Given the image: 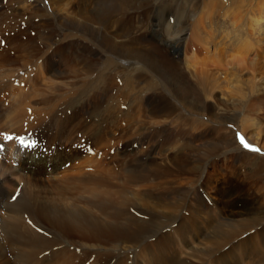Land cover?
Returning <instances> with one entry per match:
<instances>
[{
    "label": "rangeland",
    "instance_id": "374dc122",
    "mask_svg": "<svg viewBox=\"0 0 264 264\" xmlns=\"http://www.w3.org/2000/svg\"><path fill=\"white\" fill-rule=\"evenodd\" d=\"M251 1L254 6L258 3L257 0H245ZM106 2H112L116 9L107 15L110 20L108 24L94 16V12L100 8H108ZM213 2L217 5V1ZM204 12H208L206 0H0V29L6 30H0V38L4 39L7 46L3 45L4 49L0 51V99L2 98L0 132L9 134L2 138L3 141L8 138L15 144L23 134L21 129H26L30 125L27 130L32 131V124L29 123L31 117L33 118L31 121L36 124H33L32 134L35 133L37 134L35 137L41 138L40 131L36 132L41 127L40 122L46 123L50 115L48 108L51 106L53 108L59 103L53 98L55 96H59V99L63 96L69 97L70 100L76 98L78 101L76 113L81 114L85 109L95 113L94 121L99 122L102 135L96 142L89 144L91 146L86 153L85 139H78L77 153L80 156L76 160L59 161L61 172L58 170L57 174H71L68 171L73 173L72 165L83 163L88 158L92 161L90 170H83V174L105 177L109 181L108 187L112 190H129L126 193L128 197L137 198L135 193L140 192L141 209L134 208L133 201L127 205L132 210L125 207L124 213L129 214L128 216L140 224L152 227V233L157 232L135 246L122 250L89 251L93 256L86 259L83 256H79L78 260H74L75 257H61L58 248L54 247L53 254L46 251V254L38 255L35 260H43L41 257L46 256L47 264H144L147 262L145 256L151 260L158 256L157 261L155 260L157 264L158 258L162 257L167 260L171 258V262H176L173 264H206L204 255L199 253L201 248L196 246L199 240L194 239V235L198 233L206 235L203 237L207 239L212 232L211 227L205 224L204 217L210 218L213 224L218 223L215 226L217 227L228 222L233 215L231 211L236 213L238 210L264 205V196L260 194L257 196L258 193L264 194V180L258 177L264 178V133H261V142L257 144L246 133L248 131L241 130L239 123L240 120H250L258 116L260 127L264 128V114L247 112L244 115V107L239 112L234 102L231 103L233 98L229 100L228 96L222 93L225 92L224 88H220L221 92L218 91L212 96L215 101L210 100V103L212 107L225 108L223 112L225 120L219 117L222 110H214L216 115L212 111L203 114L192 111L185 107L186 101L182 104L176 99L175 95H178L174 90L164 88L162 80L169 70L163 68V71L161 67L153 69L147 63L138 61L140 52H144L151 53L152 57L157 54L155 57L157 60L159 55L163 54L162 56H167V59L175 62L180 69H183L184 59L193 56L200 66L203 62L201 58L206 54L203 52L197 55L190 50L198 44L192 38V34L194 31L198 33L195 22ZM173 27L177 34L171 37L170 31ZM92 29H99L103 38L111 39L112 42L114 39V42L118 41L123 49H128L124 57L118 54V51L113 53L109 50L100 42V35L91 32ZM166 29L168 33H165ZM86 30L88 34L84 32ZM246 58L249 66L244 64L245 67L242 65L239 68L234 63L230 67L227 63H220L218 58L214 66L208 63L207 69L214 72L220 80H227L231 75L226 74L227 69L229 72L237 73L243 80L246 77L253 79V88L264 85V50H255ZM159 71L160 73H157ZM262 89L260 93H264V86ZM251 91L259 94L258 90ZM16 95L18 97H15ZM45 97H49L50 100ZM27 99L29 101H26ZM43 101L52 102L46 105ZM25 114L27 117H24ZM67 114L70 115V112ZM18 115L25 121L14 122L12 119ZM41 117H44L46 122ZM84 120L92 123L86 116ZM8 129L10 130L7 131ZM67 135L75 141L80 132H68ZM238 135L259 151H249L242 147L237 139ZM42 138H44L42 141H37L36 150L41 146L55 148L54 153L45 158L54 161L58 152L67 151L63 146L65 144L63 139L60 142L57 138L53 139L52 135L46 134ZM45 158L34 159L32 155L34 165L28 167L33 177L34 175L36 177V174L43 175L46 167ZM110 175L120 176L114 180ZM125 175L134 177L140 175V181L137 180L135 186L129 185V188ZM35 177V180L38 179ZM257 178L261 183L256 182ZM39 182L41 181L37 182V186L41 185ZM160 196L165 202H176L179 206L178 212L174 211L176 217L166 216L159 211V205H155V198ZM16 199L17 195H14L12 200ZM161 217H164V220ZM165 219L175 222L171 223ZM44 224L40 221L36 225L43 227L46 226ZM259 229L261 230L257 228L249 231L238 240L237 238L231 240L232 242L227 244L228 247H223V252L219 250L212 255V264L223 263L225 259L223 256L228 250L230 254L240 250L244 245L241 238L253 236L255 232L256 235L260 232ZM127 241L123 246L134 244V240ZM59 246L64 254H71L66 251L69 250L67 244L66 250L65 244ZM198 246L202 247L201 244ZM191 251L196 253L195 256ZM229 253L226 257H229ZM3 261H6L5 264H23L22 261H11L8 257L0 260V264H3ZM250 262L252 263L253 259Z\"/></svg>",
    "mask_w": 264,
    "mask_h": 264
},
{
    "label": "bare ground",
    "instance_id": "6f19581e",
    "mask_svg": "<svg viewBox=\"0 0 264 264\" xmlns=\"http://www.w3.org/2000/svg\"><path fill=\"white\" fill-rule=\"evenodd\" d=\"M215 1H217V5L214 4L213 0H206V8L208 9V12H204L203 15L197 18L195 22V28L197 29L198 33L194 31V33L192 34V38L198 44L194 45L190 51H194V53H196L197 55H201L203 52L206 54V56L201 58L203 62L200 64V66H198V63L195 62L196 58H194L193 56H190L188 58L186 57L184 59L185 62L183 65V69H180L177 67L178 65L174 64L175 62L167 59V56H162L163 54H161V56L159 55V60H157L155 58L157 54H154V56L152 57L150 55L151 53L147 54L144 52H140V59H138V61L147 63L148 66H151L153 69L161 67L162 69L165 68L166 70H169L167 76L164 77V80H162L164 88H167V90L169 91L174 90V92L178 95H175L176 99L182 104H184V101H186L185 107L191 109L192 111L200 112L201 114H203L208 113V111L213 112L214 110H217L218 108L212 107L213 105L210 102L215 101L212 96H214L215 93L221 90L220 88H224L226 93L224 91H222V93L228 96L227 99L233 98V101L231 103L234 102L233 104L236 105L237 109L239 108V112L242 110V107H244V115L247 112H257L258 115L264 114V93H260L262 92V87L264 85L259 86L257 88H253V79L246 77L244 78L245 80H243L242 78H240V76H238L237 73L229 72L227 71V69L226 74H228V76L229 74L231 75L227 78V80H220L216 77L214 72L207 69L208 63L214 66L218 58V61L220 63H227L230 67L231 64L234 63L235 65L237 64L238 67H242V65L244 64L249 66L250 63L246 61V57H249V55L252 52L254 53L255 50H264V0H257L258 3L255 6L254 4H252V1L245 2V0ZM105 4L108 6V8H100L99 10L94 12V16L100 18L102 22L108 24L110 23V20L108 19L107 15L111 14L112 11L116 9L112 2H106ZM165 31V33H168L167 29ZM84 32L88 34L87 30ZM91 32L100 35V42L105 44L109 50H111L113 53H116L118 51V54L123 55L124 57L125 52L128 49H123L121 45L118 44V41L114 42L113 39L112 42L111 39L107 40L106 38H103V35L99 31V29H92ZM176 34L177 31L173 27V29L170 31V36L173 37ZM116 46L119 48V50H117L118 48H116ZM160 58H162V60ZM251 65H253V63H251ZM157 73H160V71ZM221 85L223 87H221ZM253 89L258 90L257 93L259 94H255L254 92H252L251 90ZM12 96H14V94ZM15 97L18 96L16 95ZM49 97L51 98V96ZM49 97L45 98L47 100H50L48 99ZM21 98L22 97H20L19 101L22 100ZM77 98L81 99L80 97ZM46 99L44 101H46ZM53 99L55 102L59 103L56 104L53 108H51V105V107L49 106L50 108H48V110H50V115L47 118V122L44 117H41L44 118L43 121L46 123L43 124V122H40L39 120L41 127L39 129L37 128L38 130L36 132L40 131L41 137L44 134L49 136L52 135L53 139L57 138V140H60V142L63 139L65 141V144L63 146H65L64 148H66L67 151L58 152L59 154L56 155V159L54 161L45 158L44 163L46 167H44L43 175L36 174V177H38V175L39 177L35 180V175L33 177V173L31 174L28 167V165H34V162L31 160L32 155L27 154L25 156H21L19 154H14L13 149L16 147V143L12 144L8 140V138L3 141L4 150L0 153V260L2 261L8 257V259H10L11 261H22L23 264H47L48 262L46 256L43 258L41 257V259L43 260L39 261L35 260V257L40 254H46V251L53 254L54 251L52 250V248L54 247L58 248L59 256L61 257H75L74 260H78L80 259L79 256H83V258L86 259L91 255L93 256V253L89 251L93 252V250L95 249H104L106 251H111L115 249L122 250V248H129L132 247V245L135 246L137 243H140V241H142L143 239H146L147 236L148 238H150L157 234V232L155 234L152 233V227L143 225L142 223L140 224L139 221H137L136 219H132L130 216H128L129 214L126 215L124 213V208H127V205L132 203L133 201L134 208H136L137 210L141 209L140 192L135 193L137 198L128 197L126 196V193L129 192V190H112L108 187L109 181L105 177L99 175L83 174V170H90V165L92 161L88 160V158L87 161H84L83 163H80L78 165L72 163L74 164L72 165L73 168L71 170L73 171V173L68 171V173L71 174H57L59 170V161H69L71 159L76 160L77 157L80 156V154L78 156L77 153L78 139H85L84 153H86L88 152V148H90L91 146L89 144H93L94 142H96L101 137L102 131L99 122L94 121L96 116L94 115L95 113H90L89 109H85V111L81 114L76 113L75 107L78 105V101L76 100V98H71L70 100L69 97L67 98V96H63L59 99V96H55V98ZM13 100L14 98L11 99V102ZM26 101H29V99H27ZM44 101L43 103L46 105L47 103L49 104V102H52ZM39 102L40 100L38 101V103ZM29 105L32 104L29 103ZM220 110L222 111L221 114H219V117L225 120L223 114L225 108L218 109V111ZM68 112H70V115L67 114ZM72 114L74 115L71 116ZM214 115L216 114L214 113ZM2 116L4 117V115ZM85 116L88 119L92 120V123L90 121L89 123L85 122ZM24 117H27V115L25 114ZM31 119L33 118L31 117ZM31 119L29 123L32 124L31 126L33 131V124H36L35 122L31 121ZM12 120H15L14 122L16 123H21L25 121V119L23 120V118L19 115L14 117V119ZM239 123L241 130H244L245 132L248 131L246 133L253 139V141H255L257 144L258 142H261V133H264V128L260 127L261 123L259 122L258 116L255 118H250V120H240ZM3 125L6 124L3 123ZM9 126H11V124ZM29 126L27 127L26 125V129H28ZM15 127H17V125ZM261 129L263 130L261 131ZM9 130L10 129H8L7 131ZM21 130L23 131V129ZM21 130H19V132H21ZM68 132H80V136L76 137L75 141H73L69 138V135H67ZM33 135L37 134L33 133ZM62 136L66 137L62 138ZM74 145L75 148L72 147ZM25 151L27 153L30 152L28 149H25ZM14 156H17V159L12 160ZM13 161L16 164L12 165ZM60 172L61 171L59 170V173ZM110 176L113 177V179L115 180L120 175ZM125 176L129 188L130 186H133L137 180L140 181V175H137V177H134L133 175ZM258 177L264 180L263 177ZM38 181H41L39 182L41 183V185L39 184V186L36 185ZM256 182L261 183L258 178ZM17 187H20L19 192H15ZM14 192V195H17V199L15 201H13L11 198ZM259 194L260 196H264L263 193H258L257 196H259ZM163 200L161 199V196L155 198V205H159V211L163 212L166 216H173L174 211L176 212L179 206L176 205L175 201L165 202ZM243 202L245 201L243 200ZM195 209L197 208L195 207ZM195 214L197 215V213ZM231 214L233 215L230 216L231 218L229 220L227 219V223H221L224 225H218L217 227L215 226L218 223L213 224L210 218H207V216L204 217L205 224L211 227L210 229L212 230V232L210 233L207 239H204L206 235L204 236L202 235V233L194 235V239L197 238L199 240L196 246L197 248H201V251H199V253L204 255V257H202L203 259L205 258V263L212 264V255L216 254L215 252L219 250L223 252V249L226 246L228 247L227 244H230L232 242L231 240H233L234 238H237L236 240H238L240 236L248 234L249 231L261 228V230L259 229L260 232H258L256 235L255 232L253 236H248L247 238L244 237L245 239L241 238V242H244V245L242 244L243 247L240 248V250H236L233 254H230V251L226 250L230 255L229 257H226L228 256L227 253L225 256H223L225 257V259L223 263L220 264H264V205L260 204V206H253L252 208H248L247 210H238L236 213H233L231 211ZM161 218L164 220V217ZM147 219L149 220V217H147ZM200 219L198 221H200ZM168 220L169 219H165V221ZM182 220L183 219H181V222ZM40 221L42 223L44 222V225L46 226L41 227V225H36ZM169 222H171V220H169ZM184 222H186V220ZM191 225L190 227L192 228ZM180 227L182 226L180 225ZM184 230H186V228ZM195 232L196 230H194V233ZM181 238L180 240H182ZM127 240H130V242L134 240V244L131 243V245L129 246H123L127 244ZM247 243L250 244L247 245ZM61 244H65L64 250H66V244L68 245L69 250L66 251L71 252L70 255L64 254V251L60 250L59 245ZM200 244L202 247L198 246ZM142 253L144 256V250H142ZM96 254H98V252H96ZM191 254L195 256L196 253H193L191 251ZM199 255L200 254H198V256ZM172 256L170 255V257ZM145 257L147 258V262H145L144 264H157L156 258L158 256H156L154 259L152 258V260L149 259V257L147 256ZM251 259H253L252 263L250 262ZM204 260L202 261L204 262ZM148 261L150 262L148 263ZM5 263L6 261H3V264ZM158 263L173 264L176 262H171V258L167 260L162 257L158 258Z\"/></svg>",
    "mask_w": 264,
    "mask_h": 264
},
{
    "label": "snow or ice",
    "instance_id": "6c2138e0",
    "mask_svg": "<svg viewBox=\"0 0 264 264\" xmlns=\"http://www.w3.org/2000/svg\"><path fill=\"white\" fill-rule=\"evenodd\" d=\"M9 139H10V137H9ZM237 139L240 141L242 147H244L246 150H249V151H259V149L253 148V147H251L250 145H248V144L244 141L243 137H241V136L238 135V136H237ZM20 143H21V145L26 146V147H31V146H33V145H31V144H27V145H26V144L24 143L23 138H21Z\"/></svg>",
    "mask_w": 264,
    "mask_h": 264
}]
</instances>
